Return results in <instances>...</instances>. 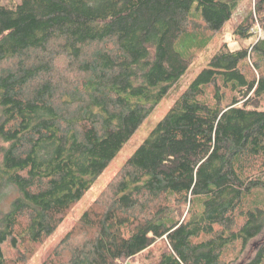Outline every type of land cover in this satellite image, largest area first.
I'll return each mask as SVG.
<instances>
[{"label": "trees", "instance_id": "1", "mask_svg": "<svg viewBox=\"0 0 264 264\" xmlns=\"http://www.w3.org/2000/svg\"><path fill=\"white\" fill-rule=\"evenodd\" d=\"M238 3L0 0V264L36 254ZM256 22L39 264H264V0L236 36Z\"/></svg>", "mask_w": 264, "mask_h": 264}, {"label": "rangeland", "instance_id": "2", "mask_svg": "<svg viewBox=\"0 0 264 264\" xmlns=\"http://www.w3.org/2000/svg\"><path fill=\"white\" fill-rule=\"evenodd\" d=\"M7 1L8 0H2L3 3H6ZM253 5L254 0H239L232 17L230 20L226 21L220 29L210 33L207 40L192 41L194 47H197V44L201 45V50L197 52L193 62L189 65L185 73L180 76L168 94L152 109L146 119H144V121L138 126L132 136L117 152L102 173L94 179L90 188L77 201V203H75L66 216H64L63 221L50 234L44 243L37 248L36 254L27 259L23 264H39V262L44 258V255H46L58 243L63 233H65L79 218L83 210H85V208L104 190L107 183L117 173L125 159L135 151L145 138H147L149 132L167 113L172 103L178 97L180 91L193 81L198 72L206 66L208 59L221 47L223 43H227L228 47L231 50H234L240 47H251L257 41L255 34L248 35L246 37H238L235 34L237 25H239L248 15V12L253 8ZM254 20H256V18ZM254 24H258V22ZM192 44L190 42H186L184 46H179L177 48L183 52V49H187V46ZM260 109H264V101ZM15 194V192L10 191V188L5 189L0 195V206L7 207L9 202L14 198ZM5 251L8 257L13 254V251H8L6 247ZM137 262H135V264Z\"/></svg>", "mask_w": 264, "mask_h": 264}, {"label": "built area", "instance_id": "3", "mask_svg": "<svg viewBox=\"0 0 264 264\" xmlns=\"http://www.w3.org/2000/svg\"><path fill=\"white\" fill-rule=\"evenodd\" d=\"M251 31H252L253 34L256 35L257 40L260 39V38H263L262 29L260 28V26L258 24H256V26L252 27Z\"/></svg>", "mask_w": 264, "mask_h": 264}]
</instances>
